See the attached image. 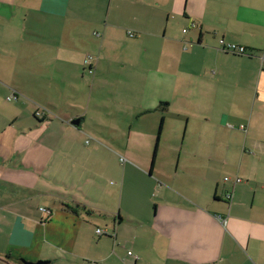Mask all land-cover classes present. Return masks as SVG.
Listing matches in <instances>:
<instances>
[{"label": "crops", "instance_id": "1", "mask_svg": "<svg viewBox=\"0 0 264 264\" xmlns=\"http://www.w3.org/2000/svg\"><path fill=\"white\" fill-rule=\"evenodd\" d=\"M101 1L0 0V72L12 66L33 78L27 70L43 55L45 89L83 94L86 74L65 76L75 74L76 63L92 76L91 93L118 70L112 103L120 115L136 118L123 145L102 138L78 154V143L64 136L83 133L87 112L73 115L67 103L60 111L42 109L37 122L34 109L36 122L16 125L15 110V121L0 127V264H264V0ZM99 4L106 17L91 54L79 44L81 28L71 30L74 39L67 23L88 16L101 25L93 16ZM118 13L134 21L133 32L111 23ZM221 40L243 47L244 55L221 51ZM126 42V50L116 47ZM95 97L93 116L102 94ZM103 109L114 112L105 103ZM141 140L151 155L132 151ZM164 147L178 153L173 181L180 178L179 185L169 187L156 167ZM114 150L129 155L127 166ZM110 154L115 162L106 159ZM75 164L82 172L113 173L118 190L91 186L83 200L67 197L68 167ZM135 182L147 206L134 219L121 203ZM108 199L119 201L117 208L108 209ZM102 217L108 221L97 235Z\"/></svg>", "mask_w": 264, "mask_h": 264}, {"label": "rangeland", "instance_id": "2", "mask_svg": "<svg viewBox=\"0 0 264 264\" xmlns=\"http://www.w3.org/2000/svg\"><path fill=\"white\" fill-rule=\"evenodd\" d=\"M102 3V1L100 0ZM98 9H94L93 16L96 17L98 14V18L100 19L99 22L102 24L99 25L98 22H91L88 19V16H85L83 21L79 22L81 23V26L79 23L76 22H68L67 23V30H69V35H71L74 39H76V36L74 33H71V30L74 28H81V31L83 32V37L81 38L80 45L84 48H87L91 54L94 52V48L96 47V44L100 42V39H97L94 37L95 33H99L101 35V32L104 28V22H105V17H106V9H103L102 4L98 5ZM110 21V20H109ZM116 21L118 23L112 22V24H117L118 26H122L124 32H133L134 28L132 29L130 24H134V21H130L128 17L124 16H119V13L116 16ZM47 27H49L47 25ZM130 27V28H129ZM119 33V32H118ZM95 43V44H94ZM68 44V43H67ZM94 44V45H93ZM81 46H78V49L81 48ZM131 46L129 42H126L125 44H118L116 47L124 48L125 50ZM77 48V47H75ZM88 53V52H86ZM43 56V55H42ZM39 57V58H42ZM88 57V56H87ZM87 57L85 60H87ZM37 58L33 64H30V68H28L27 72L29 70L33 73V78L30 77L28 74L25 75V78L22 77V70L20 68L15 69V67L12 66H4L3 69L0 72V127H5L6 125L13 120L14 114L16 113L15 110H20V117L18 119V122L16 125H23L24 121L27 122L29 120H34L33 114L31 113V110H36V111H43L42 109L45 110H50V109H55L57 111L62 110L67 103H70L73 109V115H79V114H85L86 113V120L81 124L83 133L79 132L80 128L76 129L77 132L74 130L69 131L65 136L64 140L70 145L74 143H78L76 145V151L79 154V151L87 147L86 145L89 144H94L98 145L100 141H105L109 144L114 145H123L125 142L126 138V132L129 124H133L136 126V118L134 116H129L128 114L120 115L119 108L112 103L111 100V91L112 87L115 84L114 77L118 76L117 73L119 72L118 70L116 71V75L111 77H106L108 80L105 82V84H101V86L104 88L103 89H97V87H94V90L88 91L89 85L88 83L91 82V77L87 72L83 69H78V65L74 66V72L75 74H66L65 76L67 78L73 77L74 79L79 78L81 74L84 76V73L87 76V80H83V82L80 84L81 87L83 88V94L80 93H73L72 91L66 90V88L63 90V92L60 94V92H56L54 89V86L52 87V90L45 89L43 82H44V76H49L47 73L45 74L46 71V60L44 64H42L41 60ZM60 60H58L59 62ZM53 62V60H52ZM38 65H41L38 67ZM32 67V68H31ZM79 72V73H78ZM17 73V75H16ZM54 78H58L59 73L57 74H52ZM80 80V79H79ZM112 83V87H111ZM9 89L10 92L7 93L6 89ZM11 91H17L18 93V100H14L13 93L11 94ZM22 91V92H19ZM96 92L102 94L101 97V110H97L95 116L92 115V109L94 107H97L99 103L96 100L95 94ZM89 96V97H88ZM10 100H8V98ZM95 97L90 100V104L87 101V98ZM3 98V100H2ZM93 102H96L97 104L94 105ZM106 104L107 107H112L114 106V112L112 113L111 116L106 115L107 112L103 109V104ZM89 104V106H88ZM13 109V110H12ZM14 111V112H13ZM25 113L26 115H23ZM50 120L53 118L50 117ZM37 120V119H35ZM34 120V121H35ZM76 120V119H75ZM36 122V121H35ZM37 122H40L37 120ZM113 126V130H110V126ZM74 127V126H73ZM179 128H182L178 125ZM169 134V132H165L163 136H166ZM173 136V135H172ZM103 138V140H102ZM135 140L132 139L130 143ZM139 143V140H136ZM147 144H149L148 139H145ZM143 142V140L140 141V144H138L135 148L132 149V151L136 155L140 156H147L151 155L153 149L147 148V145ZM83 144V147L79 145V143ZM162 145L165 144L161 143ZM90 147V146H89ZM121 152H124L122 149L119 148ZM115 151L116 158L119 159L118 162H120L121 166L126 165L127 166V161H129V155L128 154H123L119 151ZM158 157H157V168H160L161 171L164 173V177H168V186L172 187L173 183L179 185L178 180L180 178H177V180L173 181V176H174V168H175V158H177L178 153L175 151L168 148H160L158 150ZM73 150H69V155L73 157ZM76 159L75 161H79L78 157H81V155L76 154ZM100 158L104 159V156H100ZM106 159L110 160L111 162L114 160L113 155H106ZM162 159V161H161ZM160 160V161H159ZM116 159L114 160V162ZM106 165V162H105ZM118 165H115V168ZM70 171L67 173V178L70 180L68 181L67 185V192L65 193L67 197H77L79 200H83L84 194L90 192L91 186L98 188L97 191L104 192L105 194H108L110 191L113 189H117L118 180L116 177H114L113 173H108L107 171L105 172H100V173H94V170L90 172H82L79 167L75 164L72 167H68ZM111 169V168H110ZM119 170V169H118ZM120 171V170H119ZM180 172V171H178ZM90 175V176H89ZM180 176V175H179ZM89 178L90 180H87ZM66 183V182H65ZM128 187V190L130 189L129 194H127V199L124 200L121 203V211L126 210V208L129 209L130 211V216L135 219V217L140 216V212L142 213V208L145 207L146 203L143 202L142 198H145L144 194L142 195L141 193V186L140 182H135L133 183L132 186H126ZM118 190V189H117ZM87 195V194H86ZM4 204V201H2V205ZM108 209L112 208H117L118 203L112 202V199H108L106 202ZM147 206V205H146ZM139 207L141 211H139ZM40 212V211H39ZM41 213V212H40ZM116 213V212H115ZM108 221L106 217H102L99 219L100 223L96 224L99 229H104L105 227L103 226L104 221ZM102 231V230H101ZM103 232V231H102ZM3 233V232H2ZM5 233V232H4ZM104 234V232H103ZM105 238V237H104ZM103 238V239H104ZM2 238H0V249L4 247L2 244ZM131 253V252H130ZM128 255V254H127ZM131 256L133 259H136L137 257L134 256L132 253ZM28 261V260H27ZM44 261V260H43ZM4 264V263H2Z\"/></svg>", "mask_w": 264, "mask_h": 264}, {"label": "built area", "instance_id": "3", "mask_svg": "<svg viewBox=\"0 0 264 264\" xmlns=\"http://www.w3.org/2000/svg\"><path fill=\"white\" fill-rule=\"evenodd\" d=\"M96 36H99L98 34H95ZM220 50L221 51H224V52H227V53H231V54H235V55H244L245 53V49L243 47H240V46H236V45H233V44H224L223 41L221 40L220 41ZM87 61L90 62V60H87L85 61V63H87ZM236 182H238V180L236 179ZM39 211L41 212V215H42V218L45 219L47 218V215L49 214V212L43 208H39ZM96 234L97 235H101L103 234V232L99 229H97L96 231ZM128 255H131L130 252H127Z\"/></svg>", "mask_w": 264, "mask_h": 264}, {"label": "water", "instance_id": "4", "mask_svg": "<svg viewBox=\"0 0 264 264\" xmlns=\"http://www.w3.org/2000/svg\"><path fill=\"white\" fill-rule=\"evenodd\" d=\"M79 121H80L79 119L73 120L71 125L74 126V127H77ZM20 263L21 264H48L49 262L48 261H43V260H38V261H35V262H31V261H27V260L21 259Z\"/></svg>", "mask_w": 264, "mask_h": 264}, {"label": "trees", "instance_id": "5", "mask_svg": "<svg viewBox=\"0 0 264 264\" xmlns=\"http://www.w3.org/2000/svg\"><path fill=\"white\" fill-rule=\"evenodd\" d=\"M43 115L45 116V112L43 111H36L35 112V115H34V118L37 119L38 121H41L40 118L43 117ZM39 118V119H38ZM41 215V214H40ZM40 218H42V216H40ZM100 230V229H99ZM19 264V263H18Z\"/></svg>", "mask_w": 264, "mask_h": 264}]
</instances>
